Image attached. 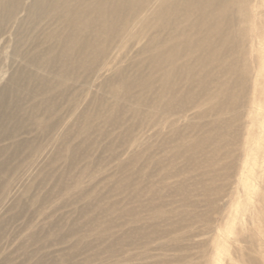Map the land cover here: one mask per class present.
<instances>
[{
	"label": "rangeland",
	"instance_id": "1",
	"mask_svg": "<svg viewBox=\"0 0 264 264\" xmlns=\"http://www.w3.org/2000/svg\"><path fill=\"white\" fill-rule=\"evenodd\" d=\"M247 4L254 16L230 33L235 74L217 73V119L200 116L202 107L142 109L118 128L97 123L81 136L76 123L94 112L100 81L83 96L72 80L34 69L51 85L24 100V124L8 121L0 135V264H264V0ZM16 31L11 24L0 36V91L23 67L11 55ZM31 103L40 106L35 117ZM52 124L58 136L49 143Z\"/></svg>",
	"mask_w": 264,
	"mask_h": 264
},
{
	"label": "bare ground",
	"instance_id": "2",
	"mask_svg": "<svg viewBox=\"0 0 264 264\" xmlns=\"http://www.w3.org/2000/svg\"><path fill=\"white\" fill-rule=\"evenodd\" d=\"M247 3L248 0H30L26 4V0H0V36L5 27L18 24L11 55L23 63L0 91V135L9 133L5 125L8 121L17 126L24 124L23 116H19L24 100L40 95L38 86L48 89L51 85L34 69H47L46 74L52 73L59 83L72 80L82 87L83 96L90 92L94 80L100 81L97 86L102 96L89 103L94 112H81L76 123L82 126H78L81 136H87L97 123L118 128L125 121L123 115L138 118L144 114L142 109L172 115L202 107L200 116L217 119V73L235 74L232 62L237 52L230 33L237 21L254 16L251 2ZM23 11L25 17L19 19ZM24 27L37 35L20 34ZM25 46L28 51H23ZM81 71L86 73L83 80ZM253 105L252 101L242 107ZM230 107L226 105L224 109ZM28 110L30 117H35L40 106L31 103ZM147 117L154 119L149 112ZM57 124L48 127L49 143L56 142ZM16 132L11 133L13 138L18 136ZM136 141L133 146L138 145ZM35 150L34 161L44 148ZM212 155L216 157L217 149ZM194 157V152L188 155L189 160ZM72 158L73 154L71 161ZM0 170L6 171L3 164Z\"/></svg>",
	"mask_w": 264,
	"mask_h": 264
}]
</instances>
